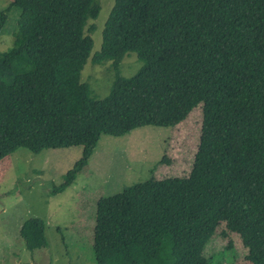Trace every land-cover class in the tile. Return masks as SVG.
Returning <instances> with one entry per match:
<instances>
[{
	"label": "trees",
	"instance_id": "1",
	"mask_svg": "<svg viewBox=\"0 0 264 264\" xmlns=\"http://www.w3.org/2000/svg\"><path fill=\"white\" fill-rule=\"evenodd\" d=\"M9 7L20 18L12 47L0 53V161L19 148H81L53 195L73 183L102 136L175 127L202 106L187 175L98 197L96 264H212L224 252L206 250L229 233L247 250L244 264H264V0H114L92 56L99 0ZM129 53L142 65L124 78L118 67ZM89 58L115 71L102 99L80 80ZM44 231L29 219L20 236L29 250L42 249Z\"/></svg>",
	"mask_w": 264,
	"mask_h": 264
},
{
	"label": "rangeland",
	"instance_id": "2",
	"mask_svg": "<svg viewBox=\"0 0 264 264\" xmlns=\"http://www.w3.org/2000/svg\"><path fill=\"white\" fill-rule=\"evenodd\" d=\"M11 1L0 0V10L9 7ZM99 3L97 19L89 22L95 25L91 56L100 49L101 32L114 0ZM19 15L18 8L9 7L0 32V53L12 47ZM141 65L136 54L129 53L118 67L119 75L132 77ZM114 75L111 61L92 63L89 58L80 80L89 86L88 96L97 100L108 95ZM201 108L194 107L175 127L147 126L117 138L102 136L73 183L55 195L52 190L63 183L67 172L82 157L81 148L47 149L36 155L19 148L1 160L0 264H96L92 238L98 197L115 195L149 178L187 175L198 147ZM29 219L44 222L45 248L29 250L21 238L20 229ZM209 248L205 252L209 256L219 249L224 252L209 258L212 264L218 256L220 264L246 262L247 250L236 234L229 233ZM228 254L233 262L226 257Z\"/></svg>",
	"mask_w": 264,
	"mask_h": 264
},
{
	"label": "clouds",
	"instance_id": "3",
	"mask_svg": "<svg viewBox=\"0 0 264 264\" xmlns=\"http://www.w3.org/2000/svg\"><path fill=\"white\" fill-rule=\"evenodd\" d=\"M12 2V1H11ZM10 6V5H9ZM8 8V7H7ZM7 8H4L3 10L0 11H5ZM5 14H7V11H5ZM100 141V140H99ZM99 143V142H98ZM98 145V144H97ZM94 152V151H93Z\"/></svg>",
	"mask_w": 264,
	"mask_h": 264
}]
</instances>
